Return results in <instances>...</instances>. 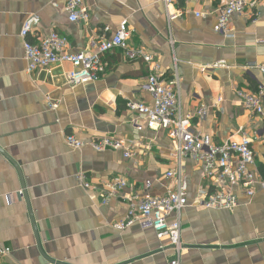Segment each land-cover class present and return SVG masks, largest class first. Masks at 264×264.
I'll return each instance as SVG.
<instances>
[{"label":"crops","instance_id":"obj_1","mask_svg":"<svg viewBox=\"0 0 264 264\" xmlns=\"http://www.w3.org/2000/svg\"><path fill=\"white\" fill-rule=\"evenodd\" d=\"M89 19L70 23L65 0H0V245L11 248L5 264H169L173 254L162 250L151 229L135 225L117 231L113 224L128 210L124 198L103 205L97 192L77 180L100 186L121 176L124 196L149 192L163 195L170 187L165 174L176 166L173 141L165 131H152L128 109L129 102L151 97L141 88L149 70L115 49L109 68L96 82L67 84L68 64L27 73L23 40L25 21L39 17L29 40L53 31L67 38L68 51L90 48L109 38L128 20L130 44L153 55L163 78L179 79L184 116L207 106L198 132L214 141L254 139L264 132V119L244 109L238 90L264 88V0L231 23L234 38L214 31L215 10L222 0H84ZM168 14H178L170 21ZM197 14L201 16L197 17ZM109 29L106 31V29ZM214 64H222L213 68ZM56 104L50 110L47 98ZM221 101L219 102V100ZM68 135L86 142L81 151L66 143ZM137 143L131 159L114 151L95 152L89 144L101 137ZM256 168L264 178V140L253 144ZM190 206L182 213L181 264H264V192L234 211H210L197 204L207 187L202 165L183 162Z\"/></svg>","mask_w":264,"mask_h":264},{"label":"built area","instance_id":"obj_2","mask_svg":"<svg viewBox=\"0 0 264 264\" xmlns=\"http://www.w3.org/2000/svg\"><path fill=\"white\" fill-rule=\"evenodd\" d=\"M173 0H163L168 8ZM193 0H185L189 2ZM258 0H222V5L213 14L215 17L214 31L226 38H234L231 23L234 17L243 16L248 10L256 8ZM65 11L70 23L84 22L89 19L84 0H65ZM201 16L197 14V17ZM170 21L180 18L178 14H168ZM40 20L37 15L28 18L21 30L24 46V60L27 73L48 69L56 64L70 65L66 75L70 87H78L98 81L108 70L107 55L115 49L124 52L130 61H142L149 70V75L141 90L151 97V102H129L127 107L136 115L135 125L142 131L141 123L152 131H165L173 141L172 158L176 166L165 176L170 180V187L163 195H153L149 192L151 183L145 184L146 193L143 196H124L127 188L126 180L114 177L106 180L100 186H94L80 173L77 180L85 190L97 192L103 205H108L115 198L127 201V214L120 221L113 224L117 231H125L135 225L151 229L158 240L165 241L162 250L173 254L169 264H181L184 252L187 250L182 242V213L190 206L189 188L184 175L183 162L193 160L202 165L203 178L207 187L199 192L197 204L205 210L234 211L241 207L239 195L245 197V205L252 203L259 192H264V178L256 168V154L253 144L257 140H264L262 136L254 139L243 137L239 142L227 140L221 143L214 141L211 134L198 132L194 120H203L207 114V106L203 105L194 114L184 116L180 108L179 79L171 81L163 78L161 65L158 60L142 48H135L130 44L131 31L128 20L121 21L119 28L109 38L92 42L90 48L71 53L68 51L67 38L53 31L42 36L37 42L29 40ZM109 29L107 28L106 31ZM222 64H214L219 68ZM264 74V65L259 67ZM237 97L245 110L253 116L264 119V88L260 87L256 93L238 90ZM221 99L219 100V102ZM50 110L56 109V104L47 98ZM66 145L73 151H81L86 142L75 135L65 138ZM89 146L95 152L114 151L122 153L125 159L133 157L137 146L136 141L126 138L101 137L92 141ZM12 250L0 245V264H5Z\"/></svg>","mask_w":264,"mask_h":264}]
</instances>
